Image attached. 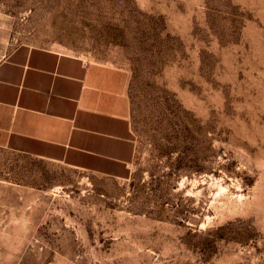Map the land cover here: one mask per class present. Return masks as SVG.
Masks as SVG:
<instances>
[{"label":"rangeland","instance_id":"obj_1","mask_svg":"<svg viewBox=\"0 0 264 264\" xmlns=\"http://www.w3.org/2000/svg\"><path fill=\"white\" fill-rule=\"evenodd\" d=\"M10 44L125 69L116 179L0 156V264H264V0H0Z\"/></svg>","mask_w":264,"mask_h":264},{"label":"crops","instance_id":"obj_2","mask_svg":"<svg viewBox=\"0 0 264 264\" xmlns=\"http://www.w3.org/2000/svg\"><path fill=\"white\" fill-rule=\"evenodd\" d=\"M0 9V156L128 178L136 145L125 69L47 46L10 44Z\"/></svg>","mask_w":264,"mask_h":264}]
</instances>
